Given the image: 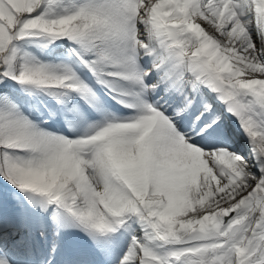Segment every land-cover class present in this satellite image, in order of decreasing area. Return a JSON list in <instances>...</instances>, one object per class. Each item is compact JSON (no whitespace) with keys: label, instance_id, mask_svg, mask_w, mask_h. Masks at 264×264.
I'll use <instances>...</instances> for the list:
<instances>
[{"label":"snow or ice","instance_id":"obj_1","mask_svg":"<svg viewBox=\"0 0 264 264\" xmlns=\"http://www.w3.org/2000/svg\"><path fill=\"white\" fill-rule=\"evenodd\" d=\"M0 264H264V0H0Z\"/></svg>","mask_w":264,"mask_h":264}]
</instances>
